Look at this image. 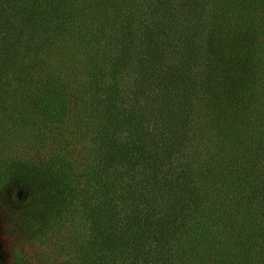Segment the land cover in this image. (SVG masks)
I'll list each match as a JSON object with an SVG mask.
<instances>
[{"label": "trees", "instance_id": "obj_1", "mask_svg": "<svg viewBox=\"0 0 264 264\" xmlns=\"http://www.w3.org/2000/svg\"><path fill=\"white\" fill-rule=\"evenodd\" d=\"M9 211L56 264H264V0H0Z\"/></svg>", "mask_w": 264, "mask_h": 264}, {"label": "rangeland", "instance_id": "obj_2", "mask_svg": "<svg viewBox=\"0 0 264 264\" xmlns=\"http://www.w3.org/2000/svg\"><path fill=\"white\" fill-rule=\"evenodd\" d=\"M16 194L20 195L18 192ZM9 216L13 217L10 211L0 213V264L10 263L14 249L21 257V264H56L60 260L61 254L53 249L52 242L30 244L8 233Z\"/></svg>", "mask_w": 264, "mask_h": 264}]
</instances>
